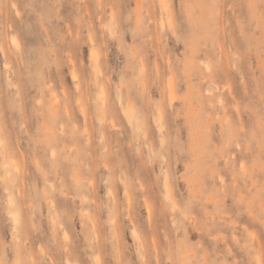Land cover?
<instances>
[{"label":"rangeland","instance_id":"rangeland-1","mask_svg":"<svg viewBox=\"0 0 264 264\" xmlns=\"http://www.w3.org/2000/svg\"><path fill=\"white\" fill-rule=\"evenodd\" d=\"M0 264H264V0H0Z\"/></svg>","mask_w":264,"mask_h":264},{"label":"bare ground","instance_id":"bare-ground-1","mask_svg":"<svg viewBox=\"0 0 264 264\" xmlns=\"http://www.w3.org/2000/svg\"><path fill=\"white\" fill-rule=\"evenodd\" d=\"M171 23H172V22H171ZM171 23H170V24H171ZM12 42H13V39H12ZM91 55H92V54H91ZM93 59H94V58H93ZM223 63H224V62H223ZM224 65L226 66V63H224ZM223 70H224V69H223ZM226 77H227V76H226ZM228 85H229V83H228ZM230 87H232L231 84H230ZM230 89H231V88H230ZM231 90H232V89H231ZM231 92H232V91H230V93H231ZM237 95H238V94H237ZM234 96H235V95H234ZM232 97H233V96H232ZM237 105H238V103H237ZM236 110H238V109L236 108ZM238 112H239V111H238ZM239 116H240V115H239ZM239 132H240V131H239ZM237 142H238V141H237ZM236 146H237V145H236ZM238 146H239V145H238ZM235 149H236V148H235ZM237 152H238V151H237ZM235 155H236V154H235ZM232 156H234V155H232ZM235 157H236V156H235ZM234 159H235V158H234ZM241 164H243V162H241ZM240 166H241V165H240ZM242 173H243V172H242ZM244 174H245V173H244ZM168 194H169V193H168ZM168 194H167V195H168Z\"/></svg>","mask_w":264,"mask_h":264},{"label":"snow or ice","instance_id":"snow-or-ice-1","mask_svg":"<svg viewBox=\"0 0 264 264\" xmlns=\"http://www.w3.org/2000/svg\"><path fill=\"white\" fill-rule=\"evenodd\" d=\"M13 43H16L15 39H13Z\"/></svg>","mask_w":264,"mask_h":264}]
</instances>
